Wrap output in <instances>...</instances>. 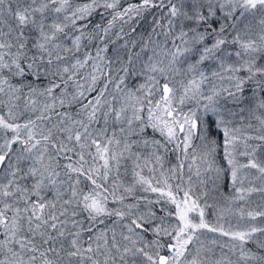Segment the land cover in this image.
<instances>
[{"label":"snow or ice","instance_id":"6c2138e0","mask_svg":"<svg viewBox=\"0 0 264 264\" xmlns=\"http://www.w3.org/2000/svg\"><path fill=\"white\" fill-rule=\"evenodd\" d=\"M0 264H264V0H0Z\"/></svg>","mask_w":264,"mask_h":264}]
</instances>
